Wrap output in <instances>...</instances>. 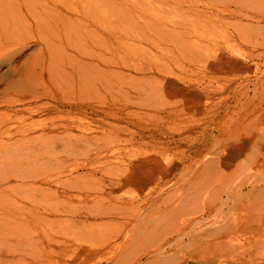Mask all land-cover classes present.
Returning a JSON list of instances; mask_svg holds the SVG:
<instances>
[{"label": "rangeland", "instance_id": "rangeland-1", "mask_svg": "<svg viewBox=\"0 0 264 264\" xmlns=\"http://www.w3.org/2000/svg\"><path fill=\"white\" fill-rule=\"evenodd\" d=\"M70 57L82 63L95 59L91 77L84 75L111 86L102 82L100 89L93 82L99 91L68 89L72 72L64 67L71 66ZM74 67L77 77L83 68ZM20 78L62 99L116 108L121 118L83 113L92 133H71L93 135L88 143L66 132L57 139L19 140L17 130L30 127L36 136L66 117L17 113L24 107L9 102L19 95ZM69 138L74 141L67 143ZM4 175L12 187L8 217L0 221V259L10 264L46 259L115 264L117 245L127 256L117 263L131 264L152 248L138 233L143 220L148 213L157 216L167 201L174 208L183 204L178 210L184 214L177 211L172 219L185 233L182 239L173 229L160 233L172 243L164 256L191 258L182 264H264V192L234 202L230 214L224 204L227 192L245 193L246 182L260 179L256 184L264 185V0H0V178ZM63 189L86 199L65 202ZM109 209L110 216L85 222L64 215ZM47 236L71 247L47 255L36 244ZM94 247L99 253L85 259L83 251ZM162 260L143 256L141 264L176 259Z\"/></svg>", "mask_w": 264, "mask_h": 264}, {"label": "bare ground", "instance_id": "bare-ground-1", "mask_svg": "<svg viewBox=\"0 0 264 264\" xmlns=\"http://www.w3.org/2000/svg\"><path fill=\"white\" fill-rule=\"evenodd\" d=\"M52 55V57L54 56L52 53H50V56ZM93 55V54H92ZM92 55H90V56H92ZM51 57V58H52ZM51 58H50V62H51ZM53 58H55V56L53 57ZM56 59V58H55ZM54 59V60H55ZM72 58L70 57V62H68V65L70 64L71 66H69V69L67 70V69H65V68H67V67H64V70H65V72L66 73H71V78H70V80L69 81H67V82H69L68 83V89H72V88H74V87H76V89L74 88V90H77V87L79 88V91L81 90V93H82V91L83 90H88L87 88H89V90L91 89V90H93V88H95V84L93 83V82H96V81H94L93 79H94V77H93V79L92 78H89V77H91L90 76V74L92 73V69H89L90 67V65H92V63L94 62V64H95V59H94V61L92 62V61H87V63L85 62V63H82L83 61H79V62H81L82 64H73L74 62H76V63H79L78 61H72L71 60ZM57 60V59H56ZM55 60V61H56ZM53 61V60H52ZM54 61V62H55ZM62 61V60H61ZM102 61V60H101ZM67 62V61H66ZM66 62H65V64H66ZM104 62V61H103ZM97 63H98V61H97ZM63 64H64V62H63ZM74 65H76V67H78L79 69L80 68H83V70H84V68H85V71H87L88 69L90 70V72H89V70H88V72H84L83 73V70L81 69L80 70V75H78L77 74V77H74V75H73V73L75 72V71H72L71 70V68L74 70V69H76L75 67H74ZM98 65V64H97ZM94 65H92V67H93ZM96 66V65H95ZM71 67V68H70ZM97 67V66H96ZM95 67V68H96ZM15 68V67H14ZM77 68V69H78ZM97 68H99V67H97ZM96 68V69H97ZM96 69H94L95 71H96ZM63 70V71H64ZM67 70V71H66ZM69 70H71L70 72H69ZM99 70V69H98ZM102 70V68H100V73L103 71H101ZM105 70V69H104ZM14 71H17V69L16 70H14ZM14 71H13V73H14ZM81 71H82V73H81ZM97 72V74H99V72L98 71H96ZM65 73V74H66ZM85 73H90V74H88L89 75V77H86V75H84ZM106 73V72H105ZM62 74V73H61ZM75 75H76V72L74 73ZM82 74H83V76H82ZM94 74V73H93ZM92 74V75H93ZM102 74V73H101ZM95 75V74H94ZM104 75V73L102 74V76ZM65 76V75H64ZM66 76H67V74H66ZM79 76V77H78ZM81 76V77H80ZM96 76V75H95ZM86 77V78H85ZM99 77H101L100 75H99ZM22 78V77H21ZM21 78H20V80H17V82H16V84H15V89H17L16 91H18L19 92V95L15 98V99H13L12 101L10 100V102H9V104H10V106H11V104H13V106H15L14 104H16V105H21V107L23 106L24 108H22V109H18V110H16L17 111V113H23V112H25V111H28V112H31V113H34V112H38L39 110L40 111H46V112H57V113H61V114H65L66 115V117H65V119H63V118H61V119H63V120H61L60 119V121L59 122H53V123H51V125L49 126V127H46V128H42L41 129V132L39 133V134H36V136H33L32 134H33V129L32 128H30V127H24V128H22V129H20V130H17L16 132H20V134H21V137H20V139L19 140H31V139H35V138H40L41 139V137H43V139H44V137H54V139H57V137H62V134L61 133H64V132H66V133H68L69 135H70V137H72L74 140L75 139H77V141H79V142H87L88 143V141L93 137V135H91V136H88V135H85V134H79V135H74V134H72L71 132H72V130L74 131V129H77V130H80L79 132H82V131H84L83 129H85V132L87 131V132H91L92 131V129L91 128H85L84 127V125H83V123H85V120L87 119L85 116H82L83 115V113L85 114V113H87L88 111H91L95 116H96V118H98V117H100L99 119L100 120H105V119H109V117L111 116H113L114 118H118V119H120L121 117H118L117 115H116V110H114V109H116V108H112V109H102V110H99L98 108H96L95 107V105H92V104H90V103H85V102H78V101H75V99H62V97L61 96H56V94L55 93H53V92H50V93H44L43 91H38V90H36L35 88H33V87H31V86H29L27 83H23L22 82V80H21ZM26 78V77H25ZM24 78V79H25ZM49 80L51 81L52 79H51V77L49 76ZM62 78H64V77H62ZM76 78H78V79H76ZM97 78H98V75H97ZM103 77H101V79H102ZM65 79V78H64ZM68 79V78H67ZM27 80V79H26ZM29 80V79H28ZM93 80V81H92ZM103 80H104V78H103ZM65 81V80H64ZM102 81V80H101ZM106 81V80H105ZM56 81H54V83H55ZM59 82V81H58ZM100 82V81H99ZM104 84L103 85H105V82L104 81H102ZM102 82L100 83L101 85H102ZM107 82V81H106ZM98 82H96V84H97ZM108 83V82H107ZM56 84H58V83H56ZM63 84V83H62ZM67 84V83H66ZM100 84L98 83V85L100 86ZM106 85H108V86H106ZM105 86L106 87H110L111 85L108 83V84H106ZM110 85V86H109ZM98 86V87H99ZM36 87V86H35ZM61 88V87H60ZM59 87H58V89H60ZM66 88V87H65ZM105 88V87H104ZM67 89V90H68ZM95 89H97V91H99V88H95ZM94 89V91H96ZM100 89H101V86H100ZM106 89V88H105ZM47 90V89H46ZM74 90H73V92H74ZM6 91V90H5ZM4 91V92H5ZM78 91V90H77ZM109 90H107V92H108ZM80 93V92H79ZM61 97V98H60ZM46 99L47 101H43V99ZM113 100V99H112ZM114 102V101H113ZM117 103V102H116ZM114 104H115V102H114ZM119 105V103L117 104V106ZM122 105H125L124 103H122ZM112 106V105H111ZM121 106V105H120ZM103 107V106H102ZM124 107V106H123ZM101 109V108H100ZM119 111V110H118ZM102 113V115L103 116H101V115H99V113ZM22 116V115H21ZM62 117V116H61ZM125 117V116H124ZM134 117V116H133ZM128 118V117H127ZM30 119H31V117H30ZM59 119V118H58ZM57 119V120H58ZM125 119V118H124ZM91 122H92V120H91ZM31 124V123H30ZM136 124V123H135ZM103 126H100V128H102ZM115 127V126H114ZM40 128V127H39ZM105 128V127H104ZM105 131V130H104ZM92 133V132H91ZM61 134V135H60ZM90 134V133H89ZM58 135H60V136H58ZM69 137V136H68ZM39 139V140H40ZM42 139V140H43ZM51 139V138H50ZM50 139H46V140H50ZM70 139V140H69ZM68 140L69 141H67V143H70L71 142V140H72V142L74 141L73 139H71V138H69ZM37 140V139H36ZM52 140V139H51ZM59 140H60V138H59ZM53 141V140H52ZM77 141H75L74 143H77L78 144V142ZM90 141H93V140H90ZM71 142V143H72ZM263 142V141H262ZM39 143V142H38ZM56 143V142H55ZM74 145V144H73ZM79 145H81V144H79ZM13 149V148H12ZM35 150V149H34ZM44 151V150H43ZM260 154V153H259ZM26 155V154H25ZM35 156V155H34ZM261 156H263V154L261 155ZM26 157V156H25ZM72 170L70 171V176L72 175ZM11 178V177H10ZM10 178L8 177V176H6V175H4L2 178H0V198H2L1 200V202H0V221H2L3 222V220H6V217H8V213H9V210H8V207H7V205H6V199H7V192L10 190V188L12 187L11 186V183H10ZM19 178V177H18ZM71 178V177H70ZM258 178V177H257ZM249 179V178H248ZM262 179V178H261ZM69 181V180H68ZM259 181H260V179H259ZM258 181V182H259ZM258 182H256V183H258ZM255 182L254 183H252V182H249L248 184H247V182L245 183L246 184V188H247V191L244 193V192H242L241 190H238L237 192H235V191H233L234 193L233 194H229V192H227V197H226V199L224 200V204H225V207H226V209H227V212L229 213L231 210H233V205H235L236 203H234V202H237V201H241L242 199L244 200V198H248V197H250V196H256L257 194H259V192L262 194V192H264V185L262 186V187H260V184H256ZM54 184H56V182L54 183ZM117 185V183L116 182H113V183H111L110 184V187L112 188V187H114L115 188V186ZM119 185V184H118ZM26 186V185H25ZM33 186V185H32ZM49 186H51V184H49ZM53 186V185H52ZM51 186V187H52ZM29 188H30V186H29ZM41 188V187H40ZM244 188V187H243ZM41 189H43V187L41 188ZM241 189H242V187H241ZM45 190H47L46 192H48V191H51L50 189H46L45 188ZM44 190V191H45ZM243 190V189H242ZM35 191H37V190H35ZM55 191V190H54ZM53 191V192H54ZM231 191V190H230ZM45 192V193H46ZM57 192V191H56ZM62 192V199L65 201V202H71V201H73L74 199L75 200H77L76 198H84V196H79V195H73L72 193H71V191H69V190H66V189H63V191H61ZM232 193V192H231ZM47 194V193H46ZM53 194V193H52ZM55 194V193H54ZM59 194V196H61L60 195V193H58ZM56 195V194H55ZM54 195V196H55ZM167 195V194H166ZM169 195H170V193H169ZM168 195V196H169ZM172 195H173V193L171 194V197H172ZM48 197H49V194L47 195ZM46 196V197H47ZM53 196V198H55ZM184 196V195H183ZM192 196V195H191ZM260 196V195H259ZM258 196V197H259ZM51 197H52V195H51ZM89 197V196H88ZM88 197H87V199H88ZM262 197L263 196H261V199H262ZM59 198V197H58ZM58 198H56V200L58 199ZM61 198V197H60ZM165 198V197H164ZM264 198V197H263ZM48 199V198H47ZM73 199V200H72ZM85 199H86V196H85ZM97 199H98V197H97ZM163 199V198H162ZM51 200V199H50ZM60 200V199H59ZM63 200H61V201H63ZM90 200H92V199H90ZM96 200V199H95ZM94 200V201H95ZM149 200V199H148ZM246 200V199H245ZM263 200V199H262ZM31 201V200H30ZM78 201V200H77ZM80 201V200H79ZM81 201H82V199H81ZM97 201V200H96ZM99 201V200H98ZM97 201V202H98ZM147 201V200H146ZM179 201V200H178ZM254 201V200H253ZM260 201V200H259ZM83 202H84V200H83ZM168 202V201H167ZM166 202V204H164V205H162V208H160V210L158 211L159 213H158V215L156 216H153L152 215V213H151V215H148L147 214V216H149V218H145L146 220H145V223H144V220H143V224H142V227L140 228V227H138V228H140V230H139V232L138 233H141L144 237V239H143V242H145L146 244H148L150 247H152L151 249H146L144 252H143V255H139V256H137V257H135V258H132L133 260L130 262L131 264H141V260H142V257L143 256H147L148 258H149V260L150 261H154V263H155V261H157V260H161V259H164L165 261H167V260H169V259H172L173 257H175V259L177 260V262H176V260H174L177 264H182V262L183 261H191V258H189V257H186V256H184V257H178V255H176L175 253H171V254H166L165 256L163 255V253H167V249H168V247H170L171 245L170 244H172V243H170V241H171V239L169 238V237H167V236H164L163 238H162V236H160V233L161 234H163V233H170V230H171V232H172V229H173V232H175L176 233V235L178 236V237H180V239H182V236H184V230H183V226L182 227H176V226H174L173 225V222H174V219H172L173 217H174V215H176L175 214V212L177 213V211L178 212H180V214H184L183 213V211H180V210H178V209H182V207L183 206H181V205H183V204H181V203H183V201L182 202H179V204H181L180 205V208H179V206L177 207H171V206H175V204H172L171 206H169L168 205V203ZM86 203H88V202H86ZM92 203V202H91ZM94 203V202H93ZM239 203V202H238ZM237 203V204H238ZM259 203V202H258ZM261 203H263V202H261ZM29 204H33V203H30L29 202ZM131 204V203H130ZM153 204V203H152ZM186 205V204H185ZM29 206V205H28ZM151 206V205H150ZM156 206V205H155ZM102 207V206H101ZM116 207V206H115ZM161 207V206H160ZM105 208V207H104ZM113 208V207H112ZM117 208V207H116ZM115 208V209H116ZM128 208V207H127ZM130 208H131V206H130ZM152 208V207H151ZM93 209V208H92ZM96 209V208H95ZM106 209H108V208H106ZM94 210V209H93ZM97 210V209H96ZM101 210H103V209H101ZM123 210V209H122ZM32 211H33V209H32ZM104 211V210H103ZM109 211H110V209H109ZM109 211H107V212H102V211H98V212H93V211H91V210H85V212H83V213H78V214H75L74 212V214L73 213H70V214H67V213H69V212H67V213H65L64 215L66 216V217H69L70 219L71 218H74V217H76V219L78 218V219H80V218H84V221L83 222H85V221H87L88 219H89V217H92V219H94V220H96V219H98V218H100V219H102V218H104V217H106L107 215H109V213H111L112 212V210L109 212ZM147 211V210H146ZM145 211V212H146ZM29 212V211H28ZM120 212V211H119ZM148 212V211H147ZM226 212V213H227ZM112 213H114V212H112ZM122 213V212H121ZM116 214V213H115ZM114 214V215H115ZM117 214H119V213H117ZM123 214V213H122ZM122 214H120V215H122ZM179 214V213H178ZM222 214H224V212H222ZM230 214V213H229ZM53 217H56L57 215H58V213L57 212H55V213H53L52 212V214H51ZM113 215V216H114ZM143 215V214H142ZM47 216V215H46ZM110 216V215H109ZM109 216H108V218H109ZM111 216H112V214H111ZM151 216V217H150ZM125 217H126V215H125ZM145 217V216H144ZM176 217V216H175ZM184 217V216H183ZM45 218V217H44ZM47 219V218H46ZM176 219V218H175ZM140 220V219H139ZM138 220V221H139ZM141 221V220H140ZM139 221V222H140ZM185 221H186V219H185ZM82 222V221H81ZM142 222V221H141ZM158 222H161V224H158ZM176 222V221H175ZM6 225V224H5ZM181 225H183V223L181 224ZM7 226V225H6ZM141 226V225H140ZM3 227V226H2ZM4 228V227H3ZM193 228V227H192ZM261 229V228H260ZM138 231V230H137ZM192 232V231H191ZM258 232V231H257ZM5 233V232H4ZM138 233H136V234H138ZM174 233V234H175ZM187 233H190L189 231L187 232ZM193 233H195V232H192L191 234H193ZM1 234V233H0ZM5 234H8V233H5ZM197 234H199V233H197ZM139 235V234H138ZM158 235H159V237H158ZM165 235V234H164ZM169 235V234H168ZM190 235V234H189ZM175 236V235H174ZM1 238V237H0ZM4 238V237H3ZM5 239V238H4ZM172 239H174V238H172ZM185 240V239H184ZM181 241V240H180ZM190 242V241H189ZM188 242V243H189ZM8 243V242H7ZM156 243H158L156 246H155V244ZM36 244L39 246V248L41 249V251L43 252V253H47V255L50 253H53V255H58V251H56V247H59V248H62L64 251H65V249L66 248H70L71 247V242H69V241H66V240H58V239H55V238H53V237H43V238H41V239H39V241H37L36 242ZM145 244V245H146ZM175 244H176V242H175ZM175 244H174V247H175ZM190 244H192V241H191V243H189V245ZM194 244V243H193ZM5 245H6V243H5ZM73 245V244H72ZM178 245V244H177ZM182 245V244H181ZM181 245H179V246H181ZM184 245V244H183ZM187 246V245H186ZM190 246H192V245H190ZM199 246V245H198ZM184 247V246H183ZM193 247H195V246H193ZM93 248V247H92ZM119 249V251L118 252H116V253H114L113 255H112V261H114V263L115 264H118L120 261L122 262L124 259H126V253H124L125 251H123V249H124V246L123 245H117L116 246V249ZM190 248V247H189ZM170 249H172L171 247H170ZM186 249H187V247H186ZM63 250H61L62 252H64ZM160 250V253H161V255L159 254V253H157V254H159L160 256H156L155 254V252H157V251H159ZM177 250V249H176ZM200 250V249H199ZM84 253V255H85V259H87V260H89V259H91L92 258V256H94V255H96V254H98L99 253V251H98V249L96 250L95 249V247H94V249H85L84 251H83ZM152 253H155V254H152ZM199 253V252H198ZM52 255V254H51ZM192 255V254H191ZM190 255V256H191ZM164 260H162V261H164ZM48 261H49V259L47 260L46 259V261L45 260H42V261H36V260H32V261H30V262H28L27 264H48ZM54 262H57V261H55V260H53ZM173 260L171 261L170 260V262L171 263H175ZM10 262H11V260H9V259H7V258H3V259H0V264H2V263H4V264H10ZM118 262V263H117ZM145 263H146V261H144ZM144 263V264H145ZM157 263V262H156ZM55 264V263H54ZM142 264H143V261H142ZM168 264V263H167Z\"/></svg>", "mask_w": 264, "mask_h": 264}]
</instances>
